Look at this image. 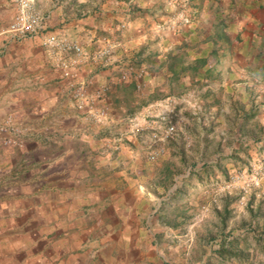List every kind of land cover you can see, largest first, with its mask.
<instances>
[{
  "label": "rangeland",
  "instance_id": "1",
  "mask_svg": "<svg viewBox=\"0 0 264 264\" xmlns=\"http://www.w3.org/2000/svg\"><path fill=\"white\" fill-rule=\"evenodd\" d=\"M213 49L202 62L192 49L142 64L139 51L125 79L159 84L140 80L132 131H99L93 147L45 149L0 129V264H264V139L253 147L262 116L232 101L219 115L196 109L216 104L215 68L183 66L219 63ZM190 93L199 99L188 111ZM168 124L174 133L153 141Z\"/></svg>",
  "mask_w": 264,
  "mask_h": 264
},
{
  "label": "crops",
  "instance_id": "2",
  "mask_svg": "<svg viewBox=\"0 0 264 264\" xmlns=\"http://www.w3.org/2000/svg\"><path fill=\"white\" fill-rule=\"evenodd\" d=\"M32 10L41 19V34L17 38L7 31L16 7L12 0H0V129L7 133L20 132L41 148L64 149L72 141L93 147L99 131H132L129 113L140 80L152 87L159 84L137 78L136 68L129 78L122 77L139 51L141 64L154 58L171 63L181 50L191 55L192 49L198 52L190 57L202 62L214 46L219 63L190 59L183 65L215 68L208 84L215 85L210 88L216 104L207 107L200 99L196 109L219 115L232 101L240 115L257 113L264 122V0H33ZM175 16L183 22L176 25L171 19ZM50 34L81 51L44 43ZM105 37L112 43L107 58L97 55ZM172 75L169 79L174 80ZM78 87L90 110L105 111L101 121L89 117L87 107L78 108ZM185 96V109L194 110L199 97ZM160 97L158 92L154 96ZM263 139L255 142L254 150Z\"/></svg>",
  "mask_w": 264,
  "mask_h": 264
},
{
  "label": "built area",
  "instance_id": "3",
  "mask_svg": "<svg viewBox=\"0 0 264 264\" xmlns=\"http://www.w3.org/2000/svg\"><path fill=\"white\" fill-rule=\"evenodd\" d=\"M15 7L16 12L11 19L9 26H8V32L12 34L14 37L17 38H30L35 37L41 34L42 26H41V19L39 15H37L32 10V1L33 0H12ZM44 43L48 45H62L64 47H70L74 49L75 51L80 52L81 49L77 45H72L69 42H67L63 38H57L55 35H47L43 38ZM103 42V48L98 52V56L107 58L108 55H110L111 49H112V43L109 40V38L105 37L102 39ZM123 78H126V73L122 74ZM74 97L77 101V106L79 109L87 107L88 109V115L92 119H98L103 118L105 116L104 110H90L89 108V99L84 93L83 89L81 87H78L74 93ZM143 127H141L142 129ZM156 129H160L158 132H152V138L153 141H163L166 138L170 137L174 131L175 127L173 124H168L166 127L161 129V126L155 127ZM154 128V129H155ZM11 143H16L15 141H8ZM151 148V146H148ZM150 158H155L157 152L156 151H150ZM257 172H255V175H251L250 180L254 184L259 183V179L256 176Z\"/></svg>",
  "mask_w": 264,
  "mask_h": 264
}]
</instances>
